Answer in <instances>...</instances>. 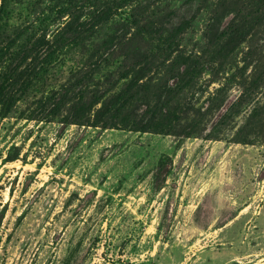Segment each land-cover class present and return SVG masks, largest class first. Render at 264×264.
Instances as JSON below:
<instances>
[{
    "label": "rangeland",
    "instance_id": "1",
    "mask_svg": "<svg viewBox=\"0 0 264 264\" xmlns=\"http://www.w3.org/2000/svg\"><path fill=\"white\" fill-rule=\"evenodd\" d=\"M112 1L6 0L0 48L17 38V46L30 41L47 55L68 25ZM185 1L130 0L80 47L58 53L46 75L32 59L23 67L37 76L34 84L0 119V264H264V21L217 74L199 78L186 98V119L172 134L80 125L62 131L63 114L48 123L27 118L42 97L107 52L111 40L121 44L107 56L114 72L128 53L137 54L136 36L153 34L154 23ZM210 18L202 12L165 47L166 67L180 54L206 57ZM237 93L250 99L212 125ZM185 130L192 134L183 139Z\"/></svg>",
    "mask_w": 264,
    "mask_h": 264
},
{
    "label": "trees",
    "instance_id": "2",
    "mask_svg": "<svg viewBox=\"0 0 264 264\" xmlns=\"http://www.w3.org/2000/svg\"><path fill=\"white\" fill-rule=\"evenodd\" d=\"M159 0H152L157 3ZM213 8L210 0H186L177 10L155 24L153 34L136 36L137 54L125 56L110 72L108 59L120 49L111 40L107 52L85 69L76 71L69 82L42 97L27 116L31 121L48 123L61 114L62 131L73 125L106 130H129L135 133L169 135L182 124L189 112L186 98L203 74H217L245 38L251 35L264 21V0H219ZM0 6V20L6 14L5 3ZM130 0H113L88 20L78 25H68L60 34L55 46L47 55L37 54L32 42L17 46V38L8 40L0 48V65H5L0 75V119L7 118L18 103L31 90L34 78L23 67L32 59L39 62V74L49 73V67L58 61V53L65 49L80 47L89 40L98 27L107 23L114 10L126 6ZM211 18L204 36L208 37V51L202 60L176 56L169 66L168 60L160 59L170 46L204 11ZM188 14V16H187ZM133 24L138 25L137 18ZM120 43V41H119ZM109 56V57H107ZM115 65V64H114ZM264 71V65H263ZM103 73V82H96L98 73ZM164 74L161 78H156ZM264 72L259 80H263ZM250 97L233 94L217 111L212 125H217L239 103ZM100 105V106H99ZM189 138L192 130L181 132ZM264 138V130L259 133ZM180 135V134H179ZM167 163L161 162L158 177L165 180ZM160 188V187H158ZM3 216L0 217V223Z\"/></svg>",
    "mask_w": 264,
    "mask_h": 264
}]
</instances>
